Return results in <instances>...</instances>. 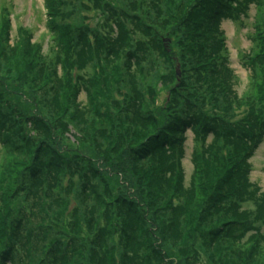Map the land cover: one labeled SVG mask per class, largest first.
<instances>
[{"label": "rangeland", "instance_id": "1", "mask_svg": "<svg viewBox=\"0 0 264 264\" xmlns=\"http://www.w3.org/2000/svg\"><path fill=\"white\" fill-rule=\"evenodd\" d=\"M189 1L0 0V264H129L122 260L131 252L121 231L106 226L134 219L120 217L124 207L110 203L122 191L117 184L124 182L133 194L137 171L156 163L144 149L158 135L153 116L172 98L182 103L178 112L191 118L193 129L173 137L183 139V148L151 146L155 159L176 152L186 190L204 160H219L223 170L237 159L242 169H231L234 188L248 184L249 190H239L246 192L239 196L233 188L230 204L219 202L216 214L206 207L176 213L168 188L153 195L148 202L157 209L149 218L159 234L156 242L174 264L181 257V264H264V138L252 148L230 138L244 115L237 100L255 68L247 64L252 37L264 35V0H222L229 14L219 21L200 19L203 33H194V52L184 31ZM223 64L232 79L230 107L221 102ZM202 70L207 80L209 70L221 80L202 83ZM58 133L54 167L44 164L46 151L34 160L35 143L54 144L50 137ZM40 166L42 173L32 175L31 167ZM192 195L193 202L177 201H207ZM233 215L244 220L225 226L223 218ZM132 235L139 238L137 231Z\"/></svg>", "mask_w": 264, "mask_h": 264}, {"label": "trees", "instance_id": "2", "mask_svg": "<svg viewBox=\"0 0 264 264\" xmlns=\"http://www.w3.org/2000/svg\"><path fill=\"white\" fill-rule=\"evenodd\" d=\"M250 1L257 2V0H250ZM197 4H200V7H198ZM222 5H224V1L222 0H205V1L191 0L187 2L186 6H189V10L185 12L183 18H189L190 22L188 26H185L184 31L187 32L186 39L189 42V45H191V49L193 52L195 51V49L192 47V43L195 37L194 33H197L198 35H201L203 33L202 29L200 28V24H201L200 19L205 18L207 19V22L211 19H213L214 21H219L220 19L223 18L224 15L229 14V10H230V8L228 9L227 6L222 7ZM1 7L2 10H7L2 4ZM234 11L235 10L233 9V12ZM192 13H195L196 16H193ZM204 13H208V16L205 15ZM55 31H57V29ZM72 32H76V30ZM68 36L72 37L71 34H68ZM86 38H88V36L84 37L83 39ZM219 40L223 46L224 39L222 35L219 36ZM252 40H253V45H252L251 53L253 54H250V56H248L249 62H247V64L248 65L250 64L255 68L253 69L252 77H250V80L248 81L244 96L241 99L237 100V105L239 106L241 105V109L242 110L244 109L243 110L244 115L241 122L237 126L231 128L230 131H233L232 135H230L229 133H225L226 135L229 134L231 139H234L235 141V142L233 141L234 143L239 141L245 143L246 142L251 143V148L255 147L259 142H262V139L264 138V133H263L264 132V35H262L259 32L258 36L252 37ZM198 43L200 45L201 52L204 55V57L211 59L210 58L211 54L205 53V49L201 46L199 40ZM219 53L220 56L218 57L221 59V50ZM225 55L226 54H224V58L226 59ZM224 67L226 69V72L222 80H221V75L216 76L214 73L211 72L212 70H209L212 77V79L209 80H207L208 73L205 70L200 71L199 74L203 79L201 80L202 83H206L208 81H214V80L215 81L221 80L219 82L220 84L223 85V87L221 88L222 91L221 102L224 104L225 107H230L231 106L230 96L228 97L227 93L230 91L229 88L232 91L231 88L232 79H229L227 74L228 69L226 68L225 65ZM257 69H259L258 73H256ZM51 88H54V85H51ZM175 89L176 88L171 89L170 93H173ZM176 94L181 98H185L178 91L176 92ZM180 107H182V103L179 100L172 98L166 107H163L161 110H159V112H157L153 116L157 119V120L154 119L152 120L155 122L157 121L156 131L158 132V135L152 138V140L150 141V148H145L144 154L148 153L145 156H148L156 163L155 164L152 163L153 165L148 167L142 173H140L139 170L137 171V173L139 174L137 178L138 184L136 182L134 183L135 192L133 194L128 192L127 185H123L124 182L117 184V186L119 187L123 186V188L120 187L122 191L116 197V203H110V205L114 204L115 209L119 207H124V209L121 211L120 217L121 216L127 217V215L129 214V216H132L131 218L134 219L132 223L126 222L125 224H123L122 222V224L121 223L119 224L117 222L114 223L113 225L106 226V230L111 226V228H114L115 232L117 230L121 231V235L125 239V245H124L125 251H130L131 254H124L122 256V260L124 263L127 262L129 264H165L164 258H166L169 259L168 264H174V257H172V255L169 253H164L161 244L159 245L156 242L157 238L155 236H159V234L158 231L153 228L156 227V225L152 226L150 222L151 220L149 218L150 213H153L155 211L154 209H157L156 207H154L152 202H148V200L152 198L153 195L156 196L159 193H165L164 191H167L168 188L169 189L168 193L172 196L173 202L176 199L175 206H179L176 210V213L179 209H182L184 210V212L187 213V215H190V213L192 214L196 212L198 213L199 209L206 207L209 209V211L212 214H216L217 211L221 209L218 206L219 202L223 204L227 203V205H229L230 194L235 195V193H237L239 196H241L246 193L245 191L248 192L249 190L248 184H242L241 186L240 184L236 183L237 190L234 188V183H233L234 177L232 175L233 172H231V169L233 166L234 167L239 166L240 168L242 167L241 162L238 163L237 159L231 165L229 164L224 165L223 170H221L223 164H221L219 160H213L216 162V165H214L213 162L212 163L209 162L207 159L204 160L205 164H203L200 167V169L197 168L198 172L195 176H193V181L191 180L192 183L187 188V190L184 189L183 185H181L180 183L181 173H179L178 171L179 162L178 159L176 158V152L173 154L172 151H168L164 153L162 158L157 157V159H155V155L153 154L155 150L151 148V146L155 147L160 145L159 149H162L165 146V144H170V147L176 145L178 147L181 146L183 148V139L180 137L178 138L177 137L173 138V137L175 135H179V136L183 135L184 130L187 128L193 129V122L191 118H189L187 114L182 115V113L178 112V110H181ZM172 110H174V112H172ZM42 127L47 129L48 126H42ZM206 127L204 128L203 133H206L209 130V129L207 130L208 127L207 128ZM210 129H211L210 133L215 135L216 129L215 128H210ZM256 131H260V132L256 133ZM60 135L62 134L60 133L54 135L52 134V137H50V139L54 144H47L46 142L35 143L34 145L35 153L33 156L34 160L38 161V159L42 155V152L46 151V154L48 156L46 157L45 155H43L41 158L43 159L45 165L54 167L55 158L58 157L59 154L57 147L59 150H61V148H59V145L55 140V137L56 136L60 137ZM255 137H257L256 141H255ZM64 138L68 139V137H66L65 135ZM55 142L57 147L55 146ZM251 151L252 150H247L246 155L249 156L251 154ZM136 154L142 155V153H138V152H136ZM235 157L240 159L241 157L240 151L236 152ZM149 158L147 159L149 160ZM132 159H135V157L132 156ZM244 160L246 159L243 158L241 161ZM31 168H32L31 170L32 175H36V173H40V172L42 173L41 166L39 168L38 167H31ZM158 168H160V172L157 171ZM238 168L236 169L239 170ZM247 168L248 166L245 169ZM209 178L211 185L208 187L206 186V183ZM32 187H33V183H32ZM32 187H30L28 193L31 192ZM207 188L209 189L206 192L205 189ZM233 188L235 190V193ZM243 188L245 189V191L238 193V191ZM20 190L23 189L20 188ZM24 191L27 192V190ZM18 192L16 194H18ZM195 192H196V196L198 195V193H200L201 195L203 194L204 195L203 197H207V201L203 203L204 199L203 201H201L200 198L201 202L200 201L198 203L195 202L194 206L192 205L187 206L183 204V202L180 203L179 201H177L179 200V198L184 199L185 197V199H187L186 203H188V201L190 200L193 202L194 198L192 194H194ZM251 194H254V191L251 192ZM9 200L12 203L16 201L14 200V198ZM214 200H216V203H213ZM123 204H127V206H124ZM173 208L174 206L170 210H173ZM108 212L109 211L105 212V215ZM176 213H175V217H173V219L171 220V223L175 222L176 219L178 218L176 216L177 215ZM123 220H125V218H123ZM239 220H244V218L235 215L225 216L223 218V221H225L224 223L225 226L228 225L227 223L230 222L237 223L239 222ZM160 222L164 224L166 223V220H160ZM245 222L251 223L248 220ZM130 224L133 226L128 230ZM173 225H175L174 227H176L178 230V223L176 222ZM5 229H6V225L4 224V228L1 230V234L2 233L4 234ZM153 230L154 232H152ZM133 231H137L139 238H137L135 235L129 236V234H131ZM181 231L184 232L182 229ZM106 232H109L110 234L113 233L112 231H106ZM217 232L220 231L219 230L215 231V233ZM221 233H224L223 230H221ZM121 235L120 234L118 235V237H120L119 239H122ZM158 240L161 241V239ZM183 262H186L184 258L183 257L179 258L178 263L181 264Z\"/></svg>", "mask_w": 264, "mask_h": 264}]
</instances>
